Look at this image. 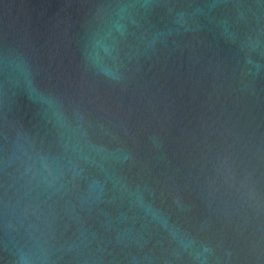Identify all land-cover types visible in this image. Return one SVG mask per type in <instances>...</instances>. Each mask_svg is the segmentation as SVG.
<instances>
[{
  "label": "water",
  "instance_id": "water-1",
  "mask_svg": "<svg viewBox=\"0 0 264 264\" xmlns=\"http://www.w3.org/2000/svg\"><path fill=\"white\" fill-rule=\"evenodd\" d=\"M0 264H264V0H0Z\"/></svg>",
  "mask_w": 264,
  "mask_h": 264
}]
</instances>
